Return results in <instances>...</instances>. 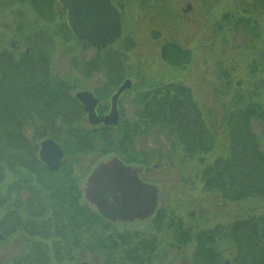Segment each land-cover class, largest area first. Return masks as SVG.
Returning <instances> with one entry per match:
<instances>
[{
  "label": "rangeland",
  "instance_id": "1",
  "mask_svg": "<svg viewBox=\"0 0 264 264\" xmlns=\"http://www.w3.org/2000/svg\"><path fill=\"white\" fill-rule=\"evenodd\" d=\"M112 1L120 5L124 12L123 31L119 40L112 45V49L121 53L122 66L129 72L127 77L131 79L133 86L121 99V120L135 119L136 112L141 108L133 102V97L142 87L148 84L178 83L190 90L202 112L205 124L215 138L208 149L188 150L171 139L160 126H152L148 131L139 127L134 136L133 148L140 155L146 156L147 162L143 163L145 171L142 175L147 180L160 183L159 207L164 217L156 224L158 230L149 222L126 227L115 226L116 228L108 224L104 229H94V232L98 236L115 241V245L106 244L102 249L96 248L94 236L89 234L90 231L85 232L84 238L90 237L92 244H82L78 250L72 247L73 255L69 256L70 261L66 259L68 256H65L62 262L194 264L196 236L199 232H205L207 238H210V242L206 243L219 257L215 264H223L225 259L229 261L228 264H239V240H243V233L232 234L231 225L235 222L254 223L255 220L256 225L259 223L260 228L264 227V195L246 197L252 192L250 191L242 196L246 198L229 200L223 198L220 189H208L206 183L208 180L211 183L217 179V172L221 171V167L214 165L219 163V158L224 159L229 153L230 140L223 121L226 112L242 109L247 105L261 106L262 116L249 117L248 126L258 139L257 143L255 142L256 149L264 153V0ZM187 5H190V8H186ZM40 8L41 12L46 13L45 8ZM37 9L39 7H31L27 0H0V55L5 57L8 53L20 58L21 54L27 51L25 55L33 60L30 61L35 67L40 68L42 63H47L50 76L63 82L51 84L58 101L50 107L49 112L56 116L58 124L64 121V128L69 132L74 130L72 128L89 130L93 126L83 115L71 116L68 113L65 108L68 102L63 97L73 95L76 90L81 89L94 91L106 84V75L98 70L102 69L101 67L85 68L86 62L93 61L98 56L97 52L91 45L60 30L64 21V13L61 16L59 14V11H62L60 6H55L56 16L51 23L43 18ZM169 41L177 44L176 47L183 52L181 64L178 66L165 62L162 58L161 46ZM31 72L33 73L28 70L29 74L23 75H27V79L31 80ZM13 78L7 74L4 79L9 87L21 84L14 83ZM57 85L58 90L54 88ZM33 97V100L42 101L37 96ZM12 103L14 104L13 99L10 106ZM103 103L107 104L108 100H103ZM27 104L24 106L26 111L35 109L30 107V103L29 106ZM16 108H13V119L18 117L15 115V112H18ZM59 114L62 118L57 116ZM3 119L5 117L0 116L2 143L5 141V134L12 133L9 131L12 126L3 123ZM194 124L193 129H196L198 125L196 122ZM19 131L28 140L33 135L29 125ZM110 134L116 137L115 131ZM66 137L62 132L59 135L60 140ZM57 142L62 145L60 141ZM63 149V159L67 165H72V171L69 173L73 177L76 176L77 184L98 160L107 156H102L97 150L75 153L70 147ZM41 162L45 164L42 160ZM61 167L62 164L56 169L45 166V169L54 172L56 177H47L46 173H43L39 174L40 181L47 182L46 184L60 182L59 176L63 174L62 170L59 171ZM250 167L256 171L249 161H241L244 171H248ZM12 175L5 180L6 176H1L0 173V180L3 179L0 184V198L7 201L4 206L12 205L18 198L23 203L27 202L29 192L23 188V180L35 182L36 179L29 171ZM232 177L235 181L231 182L229 175H222L220 183L224 184V188L227 185L229 187L242 183L237 173L234 172ZM178 220L191 237L180 250L168 245V235L174 228V224L169 225V222L175 223ZM251 231L253 230L248 228L249 235L254 234V231ZM119 233L124 235L120 236ZM256 233L263 235L264 231L258 229ZM37 234L33 235L38 236ZM260 240L264 241L263 238ZM30 244L31 238L22 230L4 237L0 232V264H15L29 251ZM258 246L261 249L264 247L262 244ZM55 250L52 247L47 252V264H60L55 259ZM198 263L204 264V261L199 260Z\"/></svg>",
  "mask_w": 264,
  "mask_h": 264
},
{
  "label": "trees",
  "instance_id": "2",
  "mask_svg": "<svg viewBox=\"0 0 264 264\" xmlns=\"http://www.w3.org/2000/svg\"><path fill=\"white\" fill-rule=\"evenodd\" d=\"M27 1L31 7H39L37 9L39 14L50 23L54 20L53 18L56 16L55 6H59L56 0ZM40 6L45 8L46 13L41 12ZM60 30L69 36H73L65 21L62 22ZM176 45L173 41L163 43L161 54L165 62L178 66L181 64L183 52ZM97 55L93 61L86 62L85 68L101 67L102 69H109L108 77L110 80L106 82V85L109 84L114 87L119 80L129 75L126 68L122 66L121 53L114 51L112 46L97 51ZM27 59L28 56L24 53L21 54L20 58L8 53L5 57L0 55V116L5 117L2 120L3 123L12 126V129L9 130L12 133H6L3 137L5 141L0 142V173L1 176H6L5 180H8L10 175L13 176L12 173L17 175L22 171L24 173L29 171L34 174L36 179L35 182L29 180L25 182L23 180V188L29 192L27 202L23 203L18 198L12 205H9L12 208H8L9 206H4L7 203L6 199L0 198V207L2 208L0 212V232L1 236L4 237L22 230L31 238L29 251L19 258L15 264H47L49 259L47 252L52 247L56 249L54 251L55 256L57 255L55 259L60 264H67L63 263L62 259L68 256L66 259L70 261L69 256L73 255L72 247L75 244L80 247L82 244L85 246L92 244L90 243V237L84 238V235L89 231V234L94 236V246L96 248L105 247L106 244L107 246L109 244L115 245V241L101 235L98 236L94 232V229H104L109 223L92 211L81 199L80 187L73 175H70L72 171L71 164L67 165L66 160L62 162L59 171L62 170L63 174H60V176L63 178L59 176L60 182H57V179V183L52 182V184L40 181L39 174L46 173L47 177H56L54 172L48 171L42 165L39 169L37 165L40 162L36 157V149L41 138L52 136L60 141L62 147H70L75 153L96 152L97 150L102 153V156L114 153L126 162L146 163V156L144 154L140 155L133 148L134 136L139 127L148 131L152 126H160L169 134L171 139L173 138L174 141L176 140L188 150L208 149L215 136L205 124L202 112L193 99L190 90L178 83L148 84L137 91L133 97V102L139 104L141 109L136 112L133 121L120 120L117 127L101 125L89 130L72 128L74 130L69 132L68 129L64 128L66 123L61 121L62 124H58L56 116L49 112L50 107L58 101L52 91L51 84H63L62 80L57 81L50 76L47 63H42V66L37 68L31 62L32 59ZM28 70L33 71L30 74L32 76L31 80L27 79V75H23V73H28ZM7 74L14 77V83L21 82V84H13L9 87L4 80ZM17 76L19 78H16ZM54 88L58 90L59 86L57 85ZM33 96H37L42 101L33 100ZM29 98L32 99L29 100ZM11 99L14 100L12 106H10ZM63 99L68 102V106L65 108L71 116L81 115L80 108L71 94L68 97H63ZM25 103H28V106L30 103V107H35V109L32 108L26 111L24 108ZM14 107L18 109V112H15L17 113L15 115H18L17 119L12 118ZM244 108L246 109L244 110ZM244 108L225 113L223 121L227 127L230 140L229 153L224 159H218V166L214 165L221 167V171L217 172V179L211 183L208 180L206 183L208 189L218 188L222 195L230 200L241 198L250 191L252 192L249 195H264V153L256 149L255 142L257 143L258 139L248 126L250 125L248 118L254 115L257 118L262 116V108L258 104L247 105ZM57 116L62 118L60 114ZM195 122L198 126L193 129ZM25 125H29L33 130L30 140L26 139L23 133L18 132ZM1 130L0 128V132H2ZM113 131L116 132V137L111 136L110 133ZM61 132L67 136L63 140L59 139ZM262 135L264 138V125ZM242 157L243 160L249 161L256 171L252 170V167L248 171H244V168H241ZM63 163L65 164L63 165ZM65 165L67 166L63 168ZM234 172L241 178L242 183L232 184L229 187L227 185L224 188V184L220 183L222 175H229L232 182L235 181L232 177ZM2 180H0V184H2ZM163 217L162 211L157 212L156 220L158 222ZM253 221L254 223L250 221L239 223L238 230L231 229L232 234L243 233L241 236L243 240H239V264H264V247L261 249L258 246L264 245V241L260 240L261 238L264 240V233L263 235L256 233L258 229L264 231V227L260 228V224L257 223L256 225L255 220ZM231 228H234L233 225H231ZM248 228L252 229L254 232H251L254 234L249 235ZM34 233L35 235L38 233V236L33 235ZM196 242L197 247L193 254L194 264H197L199 260L204 261V264H215V261L219 260L217 253L207 244L210 242V238H207L205 232L197 234ZM72 258L74 257L72 256Z\"/></svg>",
  "mask_w": 264,
  "mask_h": 264
},
{
  "label": "water",
  "instance_id": "3",
  "mask_svg": "<svg viewBox=\"0 0 264 264\" xmlns=\"http://www.w3.org/2000/svg\"><path fill=\"white\" fill-rule=\"evenodd\" d=\"M65 10L70 31L79 39L102 48L113 44L121 32L120 12L111 0H57ZM131 86L126 78L112 95L108 114L98 116V99L88 90L77 91L75 98L87 113L88 123L116 126L119 123L117 101L121 92ZM64 150L53 138L39 143V158L50 169H56ZM142 167L124 163L117 155L98 161L81 184L84 201L105 219L128 223L149 217L158 204L159 186L139 177ZM79 264H91L82 261ZM226 264V263H225Z\"/></svg>",
  "mask_w": 264,
  "mask_h": 264
},
{
  "label": "flooded vegetation",
  "instance_id": "4",
  "mask_svg": "<svg viewBox=\"0 0 264 264\" xmlns=\"http://www.w3.org/2000/svg\"><path fill=\"white\" fill-rule=\"evenodd\" d=\"M114 4H116V6H117V8L119 9V11H120V16H121V34H122V31H123V24H122V22H123V16H124V12H123V10H122V8L120 7V5H118L116 2H114ZM188 6H190V5H187V7ZM186 7V8H187ZM190 8V7H189ZM59 14H60V16H61V14L63 15V12L62 11H59ZM92 47H94V46H92ZM95 48V51L97 52V51H99V50H103V49H105V48H96V47H94ZM95 52V53H96ZM25 54H27V51L25 52ZM98 70H100V71H102L105 75H106V78H105V81L106 82H108L110 79H109V77H108V73L110 72V70L109 69H98ZM126 78H128L127 76L126 77H123L121 80H119V82H118V84L117 85H115L114 87H111L109 84H102V86H100V88L99 89H95L94 91H91V90H88V91H90V92H92L93 93V95L98 99V102H97V104H96V106H95V112H96V114L98 115V116H103V115H106V114H108L109 113V111H110V106H111V98H112V95L116 92V90L119 88V86L123 83V81L126 79ZM132 85L130 86V88H128L127 90H124L123 92H121L120 93V95H119V97H118V103H117V107H118V116H119V120L121 119V109L119 108V105H120V102H121V99H122V97L125 95V94H127L129 91H131L132 90ZM81 90H87V89H81ZM81 90H76L74 93H73V98L76 100V103H77V105H78V107L80 108V111H81V115H83L85 118H86V120H87V122H88V118H87V113L83 110V106L81 105V103L75 98V93L77 92V91H81ZM108 100V103L106 104V103H103L102 104V101L104 100ZM99 125H102L101 123H99L97 126H99ZM36 157H37V160L40 162V164H42V162H41V160H40V158H39V146H38V148L36 149ZM64 161V159H62V161H61V163L60 164H62V162ZM125 163H128V162H126L125 161ZM40 164H38V166H39V169H40V167H45L43 164H42V166L40 165ZM144 166V169H143V171H142V173H140V177L143 179V180H145V181H148V182H152V181H150V180H147V179H145L144 177H143V172L145 171V165H143ZM47 167V166H46ZM91 170V169H90ZM90 170H89V172H88V174L80 181V183L78 184L79 186L81 185V183H82V181H84L85 180V178L89 175V173H90ZM33 176V175H32ZM33 177H35V176H33ZM74 178H75V180H77V178H76V176H74ZM249 196H252V195H248V196H246V197H249ZM246 197H241V198H246ZM225 198V197H224ZM239 199V198H238ZM230 200V199H229ZM231 200H234V199H231ZM159 211H161L160 210V207H159V204H158V206H157V208H156V210H155V212H154V214H152L151 216H149V217H147V218H145V219H143V220H136V221H132V222H128V223H123V224H114L115 226L117 225V226H120V227H126V226H131V225H137V224H146V222H149V223H151V224H153V226H155V228L158 230V225H156L157 223H158V221L156 220V214H157V212H159ZM170 224H174V228H172L171 229V231H172V233L171 234H169L168 235V245L170 246V247H175L176 249H181L182 248V246H183V244L184 243H186V241H188V240H190L191 239V237H190V233H188L187 231H185L186 229L182 226V224H181V222L178 220L177 222H175V223H173V222H169V225ZM113 225V226H114ZM233 225V227L234 228H231V229H233V230H238L237 228H238V225H239V223L238 222H235V223H233L232 224ZM114 226V227H115ZM116 228V227H115ZM185 229V230H184ZM121 234H123L124 235V233H119V235H121ZM125 239V238H124ZM144 244H147V243H144ZM74 247H76L74 250H78V248H79V245L78 244H75V246ZM145 248H146V245H145ZM141 256V255H140ZM82 262V261H81ZM228 260L227 259H225L224 261H223V264H228ZM80 263V262H79ZM78 263V264H79Z\"/></svg>",
  "mask_w": 264,
  "mask_h": 264
}]
</instances>
